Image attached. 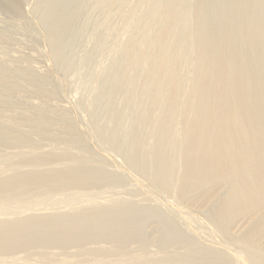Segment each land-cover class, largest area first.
I'll list each match as a JSON object with an SVG mask.
<instances>
[{
	"label": "rangeland",
	"instance_id": "obj_1",
	"mask_svg": "<svg viewBox=\"0 0 264 264\" xmlns=\"http://www.w3.org/2000/svg\"><path fill=\"white\" fill-rule=\"evenodd\" d=\"M164 1L166 0H163L165 4ZM175 1L178 0H172V3L174 2V5L177 3L176 7L182 5L179 8L183 10L177 11L180 15L186 13V17L192 16L190 20L183 17L184 23H178L176 19L180 15H176L175 27L183 28L182 32L178 28L181 35L176 32V28L173 34H179L176 37L181 43L175 45L179 47L175 49L177 54L181 48L186 52V37L191 40L188 41L192 43L190 44L192 47L188 45L191 51L186 52L187 55L183 54L184 52L179 53H182V58L188 56L189 60L187 57L186 59L189 63L185 61L188 63L186 65L185 58L184 60L178 58L177 64L180 69H176L179 74L183 70L181 77L182 81H185L181 83V88L187 87L183 89L184 96L188 94L187 91L193 94V97L191 94L188 95L193 99L191 101L187 96L190 102L179 94L182 98L180 97L181 100L178 98L180 101L176 103L180 104L181 101L182 103L181 107L174 104L179 111L174 113L176 110L174 108L173 113L178 116L175 115L177 117L175 119H172L174 117L171 118L172 113H169L174 106H171L172 108H169L170 105L167 106L170 110L165 108L166 106L162 107L163 110H167L165 114V110L159 111L161 108L159 101L151 105L152 108L158 109L157 111H147L145 93L143 95L139 88L140 92L138 90L132 94L129 92V86L136 78L138 79V73L140 75L142 72L140 66L133 67L134 70L139 67L141 70L137 72L136 77V73L128 75L122 71L125 64L130 62L126 54H123V43L127 41L128 44L130 38L136 36L135 30L131 28L133 33L130 37L131 31L127 27L131 21L127 12H132L133 15V11L124 9L125 11H120L122 14L117 15L122 18L116 19L114 15L116 16L115 13L119 11H115L114 5V8L111 7V10L115 11L114 14L109 10L110 1L106 2V5L102 0H17L22 9L17 6V10L20 9L21 12L19 13L20 10L19 14L13 12L15 15L18 14V17H15L9 12L10 10L12 12V9L8 11L6 8L8 11L6 13L1 11L4 9L1 6L3 8L0 9L1 14L4 12L3 15L10 14L6 15L7 17L13 16L10 17L12 20L3 16L5 20L11 22L3 21L2 17L1 24L9 23L11 24H8L9 27H14L16 24L20 26L25 23V27L28 25L27 28L30 30L22 33L26 29L22 25V28L24 27L22 30H19L21 27L18 29L15 27L17 31H22V34L19 31L14 32L16 29L12 27L11 32V28L4 26L3 29V25L0 24V30L3 32L0 34L7 36L4 38L5 41L6 38L10 39L6 43L3 39L2 46L0 43L2 47L0 50L5 48L2 50L5 52H1L0 56L5 53L13 55L12 57L15 55L18 61L7 54L5 56L8 57V61L3 60L4 56L0 59L8 62L9 67H12L13 61L15 65L19 63L24 65L23 62L27 63L30 60L28 67L33 69L31 72L37 69L39 77L47 80L45 83L47 87L43 85L45 86L43 88L41 84L43 90L41 91L39 86L36 94L29 88L36 96L39 91L43 92L45 89L44 92L48 91L46 95L39 93L36 98L31 92L33 94L31 97V94H27L30 93L28 88H24L26 93L22 94L21 86V88L17 86L16 91L14 88L15 92L11 90L13 92L11 94L13 96L16 94V99L19 97V100L29 95L28 97L32 99H24L23 101H30L24 105L30 106V103L34 105L37 101L39 104L30 107L39 106L40 110L43 107L44 111H47L45 108L50 105L56 106L58 111H61L59 114L64 116L60 118L64 119L59 120L57 117L56 123L61 122L63 125L55 124L56 119L52 121L50 119L58 114L54 112L57 110L52 106H50L52 112L47 113L56 115L47 117L45 116L47 113L42 111V116L39 107L37 109L40 112L31 111L34 108L25 106L26 109L18 100L14 103L12 100L15 96L11 95L13 97L11 99L9 92H4V96L0 88L3 99L10 97L8 99H11L10 103H19L18 105H22L24 109L23 112L22 108L21 111L20 109L15 111L13 106L10 112L14 114H9L10 103L7 100L9 103L7 106L5 99H1L0 96V101L3 100V104H6L2 105L0 102V115L2 112L4 113L2 115H6V112L11 116L15 113L19 114L18 116L23 115L20 117L21 120H18L16 115L15 119L9 117L15 121L17 119L16 123L19 125L21 123L19 121L23 123L26 119L24 111L28 110L27 114L29 111L31 114L33 111L36 113L35 117L30 115L31 121L34 119L33 123L29 122L30 118L24 121L33 127L29 128L30 125H27V128L22 123L20 124L22 127L20 125L18 127L14 123L16 128L18 127L17 131L16 128L10 130L19 133L22 128L23 130L33 128L34 132L33 129L32 132L26 130V133H23V130L20 132V135L23 133L24 141L28 135L29 138L31 136L34 138L31 139L35 141V145L32 141L33 149L30 147L32 142H29L31 141L29 138L27 140L29 144L31 143L30 149L27 148L29 145L27 140L23 146L22 139L18 141L12 136L11 139L8 136L3 138L5 134L0 133V264H264V0H199L201 1L199 8L196 5L199 1L187 0L185 1L187 9L186 5H183L184 0H181V4ZM131 2H138L139 7V1ZM142 2L140 1V4ZM123 3L125 5V2ZM193 5L196 13L192 12ZM104 6L109 7V13L107 14L108 11L105 10L106 13H103L106 16L101 21ZM196 10L200 17L197 16ZM112 14L113 17L109 16ZM125 15L128 19L125 18L124 22ZM105 17L109 20L111 17L115 21V24L112 20L107 22L114 25L115 31L113 27L112 31L109 30L112 24L108 26L103 22ZM186 19L190 21V25H185ZM121 23L127 25L118 30L123 27H120ZM185 26H189L190 31ZM8 29L10 31L7 32ZM186 30L189 32L187 36ZM192 32L194 34L196 32V35ZM8 33L13 34L12 38L7 35ZM173 34L171 38L169 37V43H173L169 45L175 44L172 39L176 37ZM127 35L128 39L125 38ZM118 37L121 40H116ZM7 46L8 50L12 51L7 52ZM194 46L197 52L192 49ZM200 49L201 51H198ZM202 51L209 55L208 58L204 53L207 61L203 59ZM199 52L202 53L198 54ZM21 56L28 60L26 61L24 57L22 60ZM199 58L205 62H199ZM9 59L13 61L10 62ZM196 60L200 68L195 72V67L186 76L187 83L183 77L184 70L185 73L186 68L189 71L190 66L196 64L194 63ZM214 65L215 69L219 67L217 70H221V74L218 72L220 75L213 76L217 84V87L213 84V89L215 87L220 89L215 90L219 97L213 101L209 100L212 95L208 93L210 90L206 91L211 89L213 83L212 81L208 84V81H211L212 77L209 78V75ZM24 69L23 71H27ZM134 70L132 72H135ZM38 75L37 78L40 79ZM140 76L139 82L142 79V75ZM203 79H206L210 87ZM40 80L39 83L44 81ZM190 80L193 86H190ZM197 82H203L204 85ZM188 87H194L193 90L196 88L194 90L196 92L190 91L191 88L188 90ZM221 90L222 93H218ZM140 95L145 96L144 101ZM39 96L41 98H38ZM135 96H140L141 100H138L137 108H140V103L144 104L146 101L145 106L142 104L141 106L146 112L150 111L149 113L141 114L142 107L139 109L140 112L135 108L137 104ZM217 99L225 102L223 103L225 106L221 105L223 108L220 106L222 102ZM196 102L197 106L194 105ZM41 103H48V106H41ZM188 103L191 107L183 106L186 104L188 106ZM226 104L230 106L229 110H224ZM1 106H5L2 107V112ZM10 106L12 108V104ZM200 106L204 109V114L200 113L199 109L203 110L202 108L198 109L200 112L196 111ZM216 108H222L225 113L226 110L231 112L232 108L233 112L228 113L231 114L230 118L234 119V123L231 121L232 127L227 125L226 119H230L227 113L221 116L224 120L221 117L217 120L222 123L217 124L219 126L217 129L226 131L225 127L227 129L229 126L227 130L231 136L227 131L225 134L231 140L229 139L230 144L228 140L227 148L224 145L226 149L225 156L222 155L223 159L222 156L220 160L214 158L215 161L212 163L209 162L208 156L214 153L213 148L217 149L219 143L214 146L216 142L211 134L215 133L216 123L209 115L216 112L218 110ZM195 111L200 113L198 119H195L198 115H194ZM138 112L144 115L140 117ZM157 112L161 114L156 115ZM40 114L43 122L39 119ZM45 117L54 124L46 122ZM154 118L160 122L157 121L155 124ZM6 120L5 125H2L3 119L0 126H7ZM41 123L46 125L45 127L54 125L53 131L51 132L49 127L48 129L42 127ZM35 125L38 127L34 128ZM193 125L198 127L199 132L192 129ZM4 128L6 129L3 127V130ZM44 131L51 134L47 136ZM194 131L197 135L200 134L197 136L200 143L198 142L196 146H192L198 141L193 138L196 137ZM11 132L7 135H12ZM164 132H169L167 138ZM17 135L14 138L19 136ZM159 135L160 137H157ZM12 139L17 142H13ZM164 139L167 143L171 140V144H168L170 147L164 146L168 148L167 150L164 147L165 150H162L166 143L163 142ZM205 142L206 145L215 144L212 148H210L212 145L208 144L207 148ZM224 159H229L233 165L221 168L219 162ZM26 206H30V209L26 210L28 208Z\"/></svg>",
	"mask_w": 264,
	"mask_h": 264
},
{
	"label": "bare ground",
	"instance_id": "obj_2",
	"mask_svg": "<svg viewBox=\"0 0 264 264\" xmlns=\"http://www.w3.org/2000/svg\"><path fill=\"white\" fill-rule=\"evenodd\" d=\"M100 1H101V0H100ZM102 1H105L104 3H106V2L108 3V2L110 1L111 5H109L110 3L108 4V6H110V9H109V10H111V7L114 5L115 8H116L115 11H117V10L119 11V12H116V13H115V14H116V16L114 15L115 18L117 17V18L121 19L122 17L120 18V16H117V15H119V13L122 14V12H120V11H123L124 9H125V10L128 9V10H130V11H133V15H132V12H127V13H128L127 16L129 17V19L131 18V19H130L131 21L128 23V25H127V24H122V23L125 22L126 19H128V17L125 15L126 17H123V18H124V19H123L124 22H123V20H122V23H121V25H120V27H121V26H123V27H121V29H118V28H117L118 30H122V28H124V25H127V27L130 29L129 31H131V32H129L131 35H129L128 32H127V34H128L130 37L132 36L133 30H135L134 32H136V36L133 35V36H135V37L130 38L128 44H126V42H127L126 40H125L126 42L123 43V46H122V47H123V50H124V51L122 50V51L124 52L123 54H126V56L129 58V61H130V62H128L129 64H127V65L125 64V66L123 67L122 71H123L124 73L128 74V75H131V73H133V74L136 73V74H135V77H136L137 72H141L140 67L142 68V72L140 73V75H142V79H141L140 82H139L138 79H140L141 76H140L139 73H138V75H137L138 79L136 78V80H135V81L138 80L137 82H138L139 84L136 82V83H137V85H136V84H135V81H134L133 84L130 85L131 87L129 86L130 90L128 89V87H127V89L129 90V92L131 91V92H130L131 94H132V92H135V91H137V90H138L139 92H140V90H141V92H143V93H142L143 95H144V93H145V95H146V98H145V99H146V101H147V102L145 101V102H146V106L148 105V106H150V108H151V109H150V108L147 106V108H145V109H147V111H148V110H151V111L156 110V109L152 108L151 105H153L154 102H159V101H161V104H160V105H161V108L164 107V106H166L165 108H168L167 106H169V105H170L169 108H172L171 106H174V104H175V105L177 104L176 101H180V100H181L182 97L180 96V97H181V98H180V97H179V94H182V95L184 96V92H185V91H184L183 89H184V88H185V89L187 88V87H184L183 89L181 88V86H182L181 83L184 82L185 80L182 81L183 78L181 77V75H182V73H183L182 67H181L182 73L179 74V71H178V70L180 69V68L178 69L179 66H178V64H177V63L179 62L178 58H181V59L185 58V60L183 59L184 62H185V61L188 62L189 59H188V56H185V55H187V54H185V53L188 52V51H191V48H189V46H190V44L192 45V43H188L189 40H188L187 37H186V36L189 34L188 31H190V30H189L190 28H188L189 26H185L186 28H188V31L186 30L188 33L186 32L187 34H185L186 36H184V37H186V40H187V41H185V44H187V46H188V45H189V46H188V47L185 46V47H186V52H185V50H184V51L181 50V49H182L181 46H180L181 49L179 50V53H180V52H184L183 54H185V55H184L185 57L182 58V56H181L182 53H181V54H179V53L177 54V52H176V50H175V49H178V48H179L178 46H175V45H177V44H178V45L181 44V43L178 42V39H177L176 35H179V34L181 35V33H180L179 31L181 30V32H182V28H183V27L181 28L179 25H178V26H179L178 28H179L180 30H179L178 28H176V27H175V26H177V25H176V24H177L176 22H177V21H178V23H179V22H183V20H184L183 17H186V13H184L185 11H183V13H184L185 15H184V14H181L182 16L180 15V12H177V11L180 9L179 6L182 7V5H177V7H178V8H177V7H176V4H177V3L174 5V4H173L174 2L172 3V0H169V2L171 1V3L167 2V0H166L167 3L164 1L165 4L163 3V0H143V2H142V0H137V1H139V7H138V4H137L138 2H136V3H132V2H131L132 0H107V1H106V0H102ZM122 1L125 2V5H123L124 3H123ZM140 1L142 2V4H140ZM178 1H179V2H178ZM178 1H175V2H178V4H181L180 2H182V1H181V0H178ZM185 1H187V0H184V1H183V2H184L183 5L186 3ZM198 1H199V0H197V2H198ZM121 2H122V6H124V8L121 6ZM193 2H195V1L193 0ZM200 2H201V1H199V3H196V5H198V6H197L198 8H199V5H200ZM107 3H106V5H107ZM134 4H137V5H134ZM192 4H195V3H192ZM19 5H20V6H19ZM104 5H105V4H104ZM116 5H118V7H117ZM185 5H186V4H185ZM185 5H184V6H185ZM196 5H195V6H196ZM1 6H2L4 9L1 8ZM17 6H18V8L21 7V4H19V2H17V0H0V9H3V10H1V11L6 12L7 9H8V11H9L10 9H12V12H11V10L9 11L10 13H13V12H14V13H15V12L18 13V11H19L20 9L17 10ZM114 6H113L112 8H114ZM120 6H121V7H120ZM190 6H191V5H190ZM186 7H188V6L186 5L185 8H186ZM197 7H195V8H197ZM6 8H7V9H6ZM104 8H105V6H104ZM104 8H103V9H104ZM106 8H107V6H106ZM106 8L104 9V11L102 10L101 12L103 13V12H105V10H106V12L108 11V12H107V14H108V13H109V10H108L109 7H108L107 9H106ZM122 8H123V9H122ZM176 8H177V10H176ZM201 8H202V6H201ZM21 9H22V7H21ZM119 9H120V10H119ZM121 9H122V10H121ZM186 9H187V8H186ZM191 9H192V8H191ZM14 10H15V11H14ZM16 10H17V11H16ZM125 10H124V11H125ZM181 10H183V8H181L180 11H181ZM184 10H185V9H184ZM189 10H190V9H189ZM197 10H202V9H197ZM197 10H196V11H197ZM8 11H7V12H8ZM111 11H112V10H111ZM115 11H112V13L115 12ZM186 11H187V10H186ZM4 12H3L2 14L0 13V15H1L0 18H2L3 16L7 17L6 15H10V14L3 15ZM7 12H6V13H7ZM20 12H21V10L19 11V13H20ZM106 12H105V13H106ZM176 12H177V13H176ZM192 12L196 13L195 10H194V5H193V11H192ZM192 12H191V14H192ZM14 13H13L12 15H14L15 17H16V16L18 17V14H19V13H18L17 15H15ZM102 13H101V19H100L101 21H102V19H104V16H106L105 13H103V14H102ZM117 13H118V14H117ZM129 13H130L133 17H131V15H130ZM197 13H198V11H197ZM113 14H114V13H113ZM113 14H112V15H109V16H112V17H113ZM125 14H126V13H125ZM178 14H179L181 17L179 16V18L176 19V18H177L176 15L178 16ZM199 14H200V13H198L197 16H199ZM102 15H103V16H102ZM192 15H193V14H192ZM195 15H196V14H195ZM195 15H194V16H195ZM107 16H108V15H107ZM187 16H188V15H187ZM8 17H9V16H8ZM8 17H7V19H8ZM10 17H11V16H10ZM10 17H9V19H10ZM12 17H13V16H12ZM12 17H11V18H12ZM191 17H192V16H191ZM191 17H190V18H191ZM195 17H196V16H195ZM199 17H200V16H199ZM109 18L112 20L111 17H109ZM115 18H114V19H115ZM117 18H116V19H117ZM125 18H126V19H125ZM186 18L188 19L189 17H186ZM190 18H189V20H190ZM193 18H194V17H193ZM196 18H198V17H196ZM2 19H4V17H3ZM7 19H6V20H7ZM106 19H107V18L105 17V20L103 21V22H105L106 24H107L108 21H111V20H109V19H107V20H106ZM116 19H115V20H116ZM175 19H176V22H175ZM179 19H181L182 21H180ZM187 19H186V24H185V25H190V21L187 20ZM194 19H195V18H194ZM199 19H200V18H199ZM6 20L4 19L3 21H6ZM10 20H12V19H10ZM1 21H2V20H1ZM3 21H2V22H3ZM101 21H99V22L101 23ZM112 21H113V20H112ZM118 21L120 22L121 20H118ZM187 21H188L189 23H188ZM7 22L10 23L11 21L7 20ZM23 22H24V21H23ZM103 22H102L101 24H104ZM127 22H128V21H126V23H127ZM196 22H197V20H196ZM196 22H195V23H196ZM5 23H6V22H5ZM9 23H8V24H9ZM21 23H22V22H21ZM112 23L115 24V21H113ZM112 23H108L107 25H108V26H111ZM183 23H184V22H183ZM183 23H181V24L183 25ZM0 24H1V22H0ZM8 24H7V25H4V24L2 23L1 25H3L2 27H3V29H5V28H7V26L9 27V25H11V24H9V25H8ZM26 24H27V23H26ZM109 24H110V25H109ZM116 24H118L117 21H116ZM198 24H199V23H198ZM22 25H23V23H22ZM22 25L19 26L18 24H16L17 27H16V26H14V27L11 26V27H12L13 29H14L15 27H16L17 29H18L19 27H21V29H19V30H22V29H24V27H25V23H24V25H23V26H24L23 28H22ZM107 25H105V26H107ZM196 25H197V23H196ZM4 26H5V28H4ZM108 26H107V27H108ZM113 26H114V25L112 24V26L110 27L109 30L112 31L111 28H112ZM116 26H117V25H116ZM116 26H115V27H116ZM11 27H9V28H11ZM27 27H28V25L25 27V28L28 29V30L25 29V31L23 30V32H22V31H21V32H22V33H24V32H25V33L29 32L30 28H27ZM29 27H30V26H29ZM12 28L10 29V30H12L11 32H13V29H12ZM16 28H15V29H16ZM131 28H132L133 30H131ZM175 28L177 29L176 32H178L179 34H177V33L173 34V32H175V31H174ZM15 29H14V30H15ZM17 29H16L14 32H16ZM10 30L8 29L7 32L10 31ZM19 30H18V31H19ZM113 30L115 31L116 29H114V27H113ZM2 31H3V30H2ZM18 31H17V32H18ZM26 31H27V32H26ZM126 31H128V30H126ZM193 31H194V30H193ZM19 32H20V31H19ZM21 32H20V33H21ZM119 32H120V31H119ZM121 32H122V31H121ZM0 33H3V32H1V30H0ZM22 33H21V34H22ZM123 33H125V32H123ZM123 33H121V35H122ZM192 33L194 34V32H192ZM114 34H115V33H114ZM118 34H119V33L117 32V35H118ZM171 34H173V35L176 37V38L174 37L175 39H172V40L174 41V43H175L174 45H173V44H172V45H169V44L173 43V42H170V43H169V40H170V38H171V37H170ZM0 35H1V34H0ZM4 35H5V34H3V36H4ZM7 35L10 37V36L13 35V34L10 35V34L8 33ZM111 35H113V32L111 33ZM117 35H115V36H117ZM121 35H120V36H121ZM128 35H127V36H128ZM182 35H183V34H182ZM194 35H196V32H195ZM194 35H193V36H194ZM1 36H2V35H1ZM3 36H2V40L0 39V41H1V42H0V43H1V46H2L3 39H4L5 37H7V36H4V37H3ZM127 36H126L125 38L128 39L129 36H128V37H127ZM169 37H170V38H169ZM172 37H173V36H172ZM178 37H180V36H178ZM181 37L183 38V36H181ZM188 37H189V36H188ZM0 38H1V37H0ZM11 38H12V36H11ZM112 38H113V37H112ZM119 38H120V37H118L116 40H121V39H119ZM123 38H124V37H123ZM182 38H181V39H182ZM194 38H195V37H194ZM194 38H192V39H194ZM8 39H9V38H6V41H5V39H4L5 43L8 41ZM189 39H190V38H189ZM9 40H10V39H9ZM11 40H12V39H11ZM123 40H124V39H123ZM172 40H171V41H172ZM184 40H185V38H184ZM195 40H196V39H195ZM195 40H194V41H195ZM113 41H114V40H113ZM179 41L182 42L183 40H180V39H179ZM11 42H12V41H10V43H11ZM186 42H187V43H186ZM189 42H191V40H190ZM195 42H196V41H195ZM3 43H4V42H3ZM8 43H9V42H8ZM176 43H177V44H176ZM183 43H184V42H183ZM183 43H182V45L184 46ZM193 43H194V42H193ZM125 44H126V46H125ZM195 44H196V43H194V45H195ZM4 45H5V44H3V46H4ZM196 45H197V44H196ZM1 46H0V47H1ZM124 46H125V47H124ZM5 47H6V46H5ZM108 47H109V46H108ZM176 47H178V48H176ZM190 47H192V46H190ZM1 48H2V47H1ZM8 49H9V47L7 46L6 51H7ZM121 49H122V48H121ZM183 49H185V48H183ZM187 49H188V50H187ZM189 49H190V50H189ZM192 49H195V46H194V48H192ZM2 50H5V48L1 49V50H0V53L2 52ZM10 50H11V49H10ZM10 50H8V51H10ZM196 50H197V49H195V51H196ZM8 51H7V52H8ZM11 51H12V50H11ZM193 51H194V50H193ZM193 51H192V52H193ZM198 51H201V49L198 50ZM4 52H5V51H4ZM4 52H2V53H4ZM13 52H14V51H13ZM15 52H16V51H15ZM38 52H39V51H38ZM196 52H197V51H196ZM202 52H203V51H202ZM202 52H199L198 54H201ZM2 53H1V54H2ZM40 53H41V52H40ZM40 53H39V54H40ZM188 53H189V52H188ZM190 53H191V52H190ZM204 53H205V51L203 52V59H205L207 56H208V58H209V55H208L207 53H205V54H207V56L205 57V56H204V55H205ZM6 54H7V53H5V54H3V55L0 56L1 59L3 58V56H4V58H5V57L7 58V59H4V58H3L4 61H8V57L5 56ZM16 54H17V53H16ZM7 55H8V56L10 55V56H9L10 58L13 56V55H11V54H7ZM178 55H180V57H178ZM188 55H189V54H188ZM196 55H197V53H196ZM25 56H26V55H25ZM25 56H23V57H24V59H26V61H27L28 59H27ZM27 56H28V55H27ZM29 56H30V55H29ZM42 56H43V55H42ZM190 56H191V55H189V57H190ZM197 56H198V55H197ZM14 57H15V58H14ZM14 57H12V58L15 60V59H16V56L14 55ZM23 57L21 56V59H22ZM186 57H187L188 60L186 59ZM194 57H195V54H194ZM201 57H202V56H201ZM28 58H29V57H28ZM30 58H31V57H30ZM208 58H207V59H208ZM1 59H0V88L3 90V94H4V92H9V93H10V97H12L13 95L11 94V92L13 91L14 88H15V91H16V90H17V89H16L17 86H19V88L23 87V88H21L23 91H21V90L19 89V90L21 91V93H22V92H23V93H24V92L26 93V89H24V88H28V89H29V88H32V89L35 91V94H36V92L38 91V89L41 87V84H42V87H43V85H46V87H47V84H45V83H47V82H46L47 80L45 81L46 78L43 77V78H42V79H44V81H43V80L39 77L40 75H38V74H39L38 71L36 72L37 69H36V70L34 69L36 75L33 74L34 71L31 72V69H32L31 67H32V66L30 67L31 69H29L28 65H30V63H28V62H29L30 60L27 61V63L21 61V62L25 63L24 65H23V64L21 65V64L19 63V64L22 66V69H21V67L19 66V64H17V65L14 64L15 61H13V59H11V61H13L12 64H11L12 67H9V65H8L9 63H8V62L5 63V62H4L3 60H1ZM19 59H20V58H19ZM181 59H180V60H181ZM199 59H200V58H199ZM203 59L201 58V59L199 60V62H200V61L205 62L206 59H205V60H203ZM22 60H23V59H22ZM34 60H35V58H34ZM183 60H181V61H183ZM197 60H198V59H197ZM197 60L194 61V63H196ZM9 61H10V59H9ZM11 61H10V62H11ZM16 61H18V60L16 59ZM24 61H25V60H24ZM206 61H207V60H206ZM19 62H20V61H19ZM184 62H183V63H184ZM187 62H185V64H186ZM7 63H8V64H7ZM183 63H181L180 66H182ZM188 63H189V62H188ZM188 63H187V64H188ZM192 63H193V62H192ZM218 63H219L218 65L221 66V65H220V62H218ZM13 64H14L15 66H13ZM26 64H27V66H26ZM176 64H177V67H176ZM187 64H186V65H187ZM198 64H199V63H196V64H195L196 66H195L194 64H192L191 66L188 65V67L190 66L189 71H188L187 68H186V71L188 72V74H186L187 72L185 73V70H184V75H185V76H183V77L186 78V82H187V83H188V81H187V80H188V79H187L188 77H186V76H188V75L194 70L195 67H196V69H195L194 71H195V72H196V71L198 72V68H200V66L198 67ZM203 64H204V63H203ZM11 65H10V66H11ZM199 65H200V64H199ZM201 65H202V63H201ZM218 65H217V66H218ZM23 66H25V67H23ZM135 66H136V68H138V66H140V67H139V69H136V68H135V70H134L133 67H135ZM202 66H203V65H202ZM215 66H216V65H214V67H213V68H214V71H213V68H212V72H211L210 75H209V78L212 77L213 79L210 78L211 81L208 79V80L210 81V82L208 81V84H209V83L211 84V82L213 81V83L211 84V89L209 88L207 91L205 90L206 92H208V91L210 90L208 93H212V95L210 94V95H211V96H210L211 98L209 97V94H207V96L210 98L209 100H213V101H214V99H216L217 97H219L217 94H215V92H216L215 90H220L219 88H216V87H217V84H215V82H214V77H213V76H215V75L217 76V74H219V73L221 74V70L218 71V70H219V69H218L219 67H217V68L215 69ZM26 67H28V68H26ZM184 67H185V66H184ZM184 67H183V68H184ZM23 68H25L24 70L27 69V71H23ZM176 68H177L178 70H177ZM28 69H29L30 71H29ZM217 69H218V70H217ZM220 69H222V67H221ZM32 70H33V69H32ZM133 70H134L135 72H132ZM137 70H138V71H137ZM139 70H140V71H139ZM210 70H211V69H210ZM209 72H210V71H209ZM216 72H217V73H216ZM218 72H219V73H218ZM37 73H38V74H37ZM215 73H216V74H215ZM222 73H223V71H222ZM211 74H212V76H211ZM213 74H214V75H213ZM220 74H219V75H220ZM37 75H38V77H39L42 81H41L40 79L37 78ZM43 75H44V74H43ZM191 76H192V75H191ZM41 77H42V75H41ZM205 78H206V77H205ZM207 78H208V76H207ZM207 78H206V79H207ZM206 79H205V80L203 79V81L206 82ZM39 80H40L42 83H39ZM190 81H191V80H190ZM201 81H202V80H201ZM43 82H44V84H43ZM191 83H192V81L190 82V86H193V85H191ZM195 83H196V82H195ZM197 83H199V84L202 83L201 85H204L203 82H201V83H200V82H197ZM134 84H135V86H134ZM183 84H186V83H183ZM205 84L208 85L207 82H206ZM213 84H214V86L216 85L215 89H213V87H214ZM187 85H188V84H187ZM196 85H197V88H198V87H199L198 84H196ZM20 86H21V87H20ZM39 86H40V87H39ZM132 86H134V87H132ZM184 86H185V85H184ZM208 86H209V85H208ZM42 87H41V89H40L41 91L43 90V88H44L45 86H44L43 88H42ZM194 87H195V84H194ZM194 87H193V88H194ZM209 87H210V86H209ZM17 88H18V87H17ZM135 88H136V89H135ZM138 88H139L140 90H139ZM190 88H191V87H190ZM190 88L188 87V90H189ZM193 88H191L190 91L193 90ZM1 89H0V90H1ZM28 89H27V92L30 91V93H27V94H31L32 96H31V95H30V96L33 97V94H34L33 91H32L31 89H29V91H28ZM46 89H47V88H46ZM181 89H182L183 91H182ZM205 89H207V88H205ZM212 89H213V90H212ZM11 90H12V91H11ZM36 90H37V91H36ZM194 90H196V88H195ZM194 90H193V92H196V91H194ZM15 91H13V92H15ZM41 91H39V93H45V95L48 94V93H46V92H48L47 90H46V92H44L45 89H44L43 92H41ZM181 91H182L183 93H182ZM13 92H12V93H13ZM18 92H19V91H18ZM18 92H17V93H18ZM31 92H32L33 94H32ZM217 92H218V91H217ZM220 92L222 93V90L219 91L218 93H220ZM0 93H1V92H0ZM23 93H22V94H23ZM39 93L37 94V96L39 95ZM135 93H136V92H135ZM186 93H188V94H186V95L184 96L185 99L188 100L189 96H191V95H192V97H193V94L189 93L188 91H187ZM14 94H15V93H14ZM35 94H34V96L37 98V96H36ZM189 94H191V95H189ZM196 94H197V95H196ZM196 94H195V96L197 97V96H198V93H196ZM224 94H225V92H224ZM11 95H12V96H11ZM15 95H16V94H15ZM15 95H14V96H15ZM41 95H42V94H41ZM41 95H40V96H41ZM128 95H130V94L128 93ZM143 95H140V96L143 97V98L141 97L142 100H143L144 97H145V96H143ZM188 95H189V96H188ZM0 96H1V95H0ZM4 96H5V94H4ZM6 96H7V94H6ZM8 96H9V95H8ZM14 96H13V97H14ZM23 96H24V95H23ZM28 96H29V95H28ZM28 96H27V97H24L23 99H22V97H21L20 100H19V97H18V99H16L17 96H15L14 100H12V101H14V103H15V100H18L20 104L24 105V103L30 102V101H23L24 99H25V100H28V98H30V97H28ZM40 96H39L38 98H41V97H42V96H41V97H40ZM140 96H139V97H140ZM187 96H188V98H187ZM1 97H2V96H1ZM1 97H0V98H1ZM10 97H9V98H10ZM13 97H12L11 99H13ZM35 97H34V98H35ZM135 97H136V98H135V99H136L135 102L137 101V104H136V103H134V104H136V105H135V108L138 109L137 106H138V103H139V102H138L139 97H138V96H135ZM137 97H138V98H137ZM184 97H183V98H184ZM222 97H223V96H222ZM6 98H7V97H6ZM6 98H4V99H5V100H4L3 97H2L1 99H3L4 102H5V101L7 102V100H8L9 98H8V99H6ZM178 98H179L180 100H178ZM212 98H213V99H212ZM11 99H10V100H11ZM21 99H22V100H21ZM30 99H32V98H30ZM185 99H184V101H185ZM189 99H190V101L193 100L192 98H189ZM197 99H198V98H197ZM197 99H196V100H197ZM207 99H208V98H207ZM219 99H220V98H219ZM222 99H223V98H221V100H222ZM3 100H2V102H1V101H0V102L2 103V105H6L5 103L3 104ZM10 100H8V102H9ZM36 100H37V99H36ZM156 100H158V101H156ZM182 100H183V99H182ZM209 100H207V102H208ZM217 100H218V99H217ZM223 100H224V99H223ZM12 101H11V102H12ZM18 101H17L16 103H18ZM20 101H22V102H20ZM31 101H32V100H31ZM34 101H35V100H34ZM139 101H141V100H139ZM143 101H144V100H143ZM190 101L188 100V102H190ZM218 101H219V100H218ZM218 101H217V102H218ZM8 102H7V106H8V104L10 103V102H9V103H8ZM145 102H144V104H145ZM215 102H216V100H215ZM219 102H222V101H219ZM14 103L12 102V103L9 104V107H10V108H8L9 110L7 109V110L9 111V114H10V113H13L12 111L10 112V109L13 110V106H14V110H15V111H17V109H18V110L20 109V111H21V108H22V107L26 108V107H30V106L32 105V103H30V106H28V105H27V106H26V105L22 106V105H21V106H22V107H21V106H19V105H20L19 103H18L19 105H18V104H14ZM36 103L39 104L37 101H36ZM36 103H34V105H37ZM147 103H148V104H147ZM178 103H180V102H178ZM181 103H182V101H181ZM181 103H180V104H177V105L180 106ZM185 103H186V101H185ZM185 103H183V104H185ZM197 103H198V102H196L194 105H196ZM208 103H211V101H209ZM223 103H225V102L223 101L222 103H220V106H221ZM11 104H12V108H11V106H10ZM27 104H28V103H27ZM41 104H42L41 106H44V105H47L48 103H47V104H45V103H44V104L41 103ZM141 104H142L143 107L145 106V105L143 104V102H142V103H140V108L142 107ZM0 105H1V104H0ZM15 105H16V106L18 105L19 108H18V107L16 108ZM34 105H32V106H34ZM158 105H159V103H158ZM158 105H157V107H158ZM177 105H176V106H177ZM186 105H187V104H186ZM186 105H183V106H184V107H189V106H190V103H188V106H186ZM226 105H227V104H226ZM25 106H26V107H25ZM47 106H48V105H47ZM47 106H44V107H47ZM50 106H52V105H50ZM50 106L47 107V108H45V109H47V111H46V110L44 111V108H43V107H42L43 110H42V108H41V110H40V107H39V106H36L35 108H34V107H30V109H31V108H34V109H31V111H32V110H38V109H39L41 112H40L39 110H38V111H39V112L42 114V116H43V113H45V112H46V113H47V112H52L51 109H52V107H53V109L57 110V111H54V112H55V113L57 112L58 116L55 117V116H54L55 113H50V114L47 113L48 115H51V116H48L47 114H46V115L44 114V115L47 116V117H52V116H54V117H52V118L50 119L51 121H52V119H56L57 117H59V118H57V119L61 120L62 118H60V117L63 116V115L59 114V112L61 113V111H60V110L58 111V107L56 108V106H55V107H54V106L50 107ZM179 106H177V107H179ZM183 106H182V108H183ZM196 106H197V105H196ZM198 106H199V105H198ZM222 106H225V104H223ZM222 106H221V107H222ZM227 106H228V105H227ZM227 106H226V108H224V110H225V109H228V110H229V107H230V106H228V107H227ZM2 107H5V106H1V112L3 111ZM38 107H39V108H38ZM61 107H62V106H61ZM138 107H139V106H138ZM143 107H142L141 109L139 108V109L141 110V112H140V110L138 109L139 112H140L141 114H142V113H149V112H150V111H149V112H146L145 109H143ZM155 107H156V105H155ZM157 107H156V108H157ZM177 107H176V108H177ZM180 107H181V106H180ZM190 107H191V106H190ZM216 107H218V106H216ZM233 107H234V106H232V108H233ZM6 108H7V107H6ZM37 108H38V109H37ZM161 108L159 109V111L162 110V111H160V112H164L165 109L163 110V108H162V109H161ZM169 108H168V110H170ZM174 108H175V106L172 108V109H173V110H171L172 112L169 111L170 114L172 113V114H171V118L174 117V118H172V119L177 118L178 116L175 114V115L177 116V117H175L174 113H175V112H176V113L179 112L176 108H175L176 110L174 111ZM199 108H202V107H201V106H200V107H197V108H196V109H197L196 111H199V110H200L201 112H200V111H199V112H200L201 114H204V113H203V112H204V109L202 108L203 110H201V109H199ZM222 108H223V107H222ZM222 108H219V109L216 108V109H218V110H217L216 112H214V113L212 112V113L210 114L211 116L209 115V118H210L211 120H213V121L215 120L214 122H215L216 124H215L214 126H216V127H214V126H213V127L216 128V129H215V131H214V129H210V130H213V131L215 132V133L212 132L213 134H211L209 131H207V132H209V133L211 134V136H212V135L214 136V140H215V142H216V144L213 143V145L215 144L214 146H216L217 143H219V144L217 145V146H219V147H218V148L216 147L217 149L213 148V149H214V151H213L214 153H213L212 155L210 154V155H209L210 157L208 156L209 162H212V161L214 160V158H216V159L218 160V159L220 158V156H222V155L225 153L224 149L227 148L226 144L228 143V140H229V139L231 140V138L228 137V136L225 134V132L227 131V133L229 134V136H231L230 131L228 132V130H227L228 127H229V126H227V125H228V124L230 125L232 122L234 123V121H233L234 119L232 120V118H230L231 114H229V113H232V112H233V111H232V108H231V112L228 111V110H226V113L229 115V118L231 119V120L228 119V118H227L228 120L226 119V122H227V125H226V126H227V129H226V127H225V130H226V131H223L222 129H220V130L223 131V132H222V131H220L219 129H217V128L219 127L217 124H219V125L222 124L221 122H218L217 120H219V118H220L222 115L226 114ZM234 108H235V107H234ZM26 109H27V108H26ZM26 109H25V110H26ZM28 109H29V108H28ZM30 109H29V110H30ZM142 109H143V111H145V112H143ZM152 109H153V110H152ZM198 109H199V110H198ZM4 110H5V109H4ZM7 110H5V111H7ZM23 110H24V109L22 108V111H21V112H23ZM48 110H49V111H48ZM50 110H51V111H50ZM62 110H63V109H62ZM157 110H158V109H157ZM157 110H156V111H157ZM194 110H195V109H194ZM20 111H18V112L21 114ZM38 111H36V112L38 113ZM42 111H43V113H42ZM156 111H155V112H156ZM159 111H158V112H159ZM165 111H166V112H165V114H166V113H167V110H165ZM173 111H174V113H173ZM196 111H195V114H194V115H197V114L199 113V112L197 113ZM26 112H28V110H27ZM26 112L24 111V114H26V116H24V117H26V119H27V118L29 119V118H30V115H32V116L35 117V115H34L35 112H34V111H33L32 114L30 113V111H29L30 114H29V113L27 114ZM139 112H138V115L140 114ZM158 112L155 113V114H156V115L161 114V113H158ZM228 112H229V113H228ZM2 113H3V112H2ZM2 113H1V115H2ZM200 113H199V114H200ZM3 114H4V113H3ZM5 114H6V115H2V118L4 119V123H2L3 119L0 117V118L2 119V120L0 119V122L2 123V125H5V120L7 119V120H6V124H7L8 127H7V126H0V129H2V130H0V133H1L2 135H3V134L6 135V136L3 135V138H4V137L7 138V136H8L10 139L13 137V139H15V140H18V139L21 140L22 137H23V136H22L23 133H26V131H27V132H28V131L32 132L31 130H32L33 128H32L31 130H30V129L27 130L26 128L23 130V128H22V129H21V131L23 130V131H22V132H23L22 135H20V132H21L20 130H19V131H20L19 133L16 132L17 129H18V127H19V125L22 123V121H19V122H21V123L18 125V124L16 123V122H17V119H16V121H15L14 119H15L16 117H18V120H21L22 118H20V117H21V116L23 117V115L18 116L19 114L17 113L18 115H16V113H15L16 117H14L15 115H14V116H13V115L11 116V115L8 114V112H6ZM7 114L9 115L8 117H6ZM13 114H14V113H13ZM22 114H23V113H22ZM35 114H36V113H35ZM41 114H40V116H39V117H40L39 119L42 120V122H43L44 120L41 119V117H42ZM62 114H63V113H62ZM141 114L139 115L140 117L144 115V114H143V115H141ZM170 114H167V116L170 115ZM199 114H198L197 116H195V119H196L197 117H199ZM227 114H226V115H227ZM1 115H0V116H1ZM27 115H29V116H27ZM38 115H39V114H38ZM38 115H36V117H37ZM55 115H56V114H55ZM172 115H173V116H172ZM4 116H5L6 118H4ZM224 116H225V115H224ZM9 117H14V119L9 118ZM63 117H64V116H63ZM157 118H159V117L157 116ZM157 118H154V120H156V121H155V124L158 123L157 121L160 122V120H158ZM165 118H167V117H165ZM206 118L209 119L208 117H206ZM221 118H222V120H224V117H221ZM26 119H25V120H26ZM28 119H27V121H28ZM32 119H33V118H32ZM45 119H46V117H45ZM48 119H49V118H48ZM48 119H46V122H47V121L49 122ZM57 119L55 120L54 123H55V124H59V123H61V122L56 123ZM63 119H64V118H63ZM63 119H62V120H63ZM160 119H161V118H160ZM197 119H198V118H197ZM23 120H24V118H23ZM25 120H24V121H25ZM33 120H34V119H33ZM33 120L31 121V118H30L29 122L31 121V122L33 123ZM66 120H67V119H66ZM162 120H163V118H162ZM24 121H23L22 124H23V125H26L25 127H27V125H28V126L30 125L29 128L33 127V126H31V124H27V123H29V122H27V123L25 124ZM51 121L49 122V124H50V123L54 124V123L51 122ZM53 121H54V120H53ZM231 121H232V122H231ZM31 122H30V123H31ZM206 122H207V121H205V124H206ZM222 122H223V121H222ZM14 123H16V125H18L17 128H16V125H14ZM34 123H38V121H37V122L34 121ZM65 123H66V121H65ZM211 123H213V122H211ZM211 123H209V124H211ZM233 123H232V125H233ZM39 124H40V122H39ZM39 124H38V126H40ZM49 124H48V125H49ZM155 124H154V122H153V125H155ZM198 124H199V123H198ZM198 124H197V125H198ZM205 124H204V125H205ZM33 125H34V124H33ZM48 125H47V126H48ZM61 125H63V123H61ZM64 125H65V124H64ZM211 125H212V124H211ZM232 125H230V127H232ZM13 126H15V127H13ZM20 126H21V125H20ZM35 126H36V127H34V128H37V127H38L37 125H35ZM41 126H42V127H45L46 125L44 126V124L41 123ZM41 126H40V127H41ZM49 126H51V125H49ZM49 126H48V127H49ZM53 126H54V125H52V127H53ZM55 126H56V125H55ZM193 126H194V125H193ZM195 126H196V125H195ZM195 126H194V128H192V129H195L196 132H197L199 129L197 130L198 127H197V126L195 127ZM3 127H6L7 130H6L5 128H4V130H3ZM10 127H11V128H10ZM12 127H13V129H12ZM21 127H22V126H21ZM21 127H20V128H21ZM23 127H24V126H23ZM42 127H41V129H42ZM48 127H45V128L48 129ZM52 127H49V130H51V132L53 131V130H52V129H53ZM221 127H223V126H221ZM221 127H220V128H221ZM15 128H16V129H15ZM20 128H19V129H20ZM27 128H28V127H27ZM45 128H44V129H45ZM55 128H56V127H54V129H55ZM57 128H58V127H57ZM57 128H56V129H57ZM204 128H205V127H204ZM14 129H15L16 131H15V132H11V131L14 130ZM39 129H40V128H39ZM46 129H45V131H47ZM223 129H224V128H223ZM10 130H11V131H10ZM25 130H26V131H25ZM49 130H48V131H49ZM163 130H164V129H163ZM229 130H230V129H229ZM1 131H2L3 133H2ZM34 131H35V130L33 129V132H34ZM38 131H40V130H38ZM38 131H37V132H38ZM42 131H43V129H42ZM45 131H44L45 135L48 136V134H51V133H48V134H47ZM219 131H220V132H219ZM9 132H11V134H12V133H13V134H12V135H7ZM30 132H29V134H30ZM162 132H163V131H162ZM194 132H195V131H194ZM196 132L194 133V135H196V137H197L198 135L200 136V134L198 133V135H197ZM198 132H199V131H198ZM14 133H15V134L17 133L19 136H18L17 134H16V135H17L18 137H21V138H18V137H15V138H14V136H16ZM35 133H36V132H35ZM39 133H41V131H40ZM44 133H42V134L44 135ZM159 133H160V132H159ZM164 133H165V137L167 138V137L169 136L167 133H169V132H167V133L164 132ZM174 133H175V132H173V134H174ZM201 133H202V132H201ZM1 134H0V135H1ZM157 134H158V133H157ZM203 134H205V132H203ZM167 135H168V136H167ZM205 135H206V134H205ZM11 136H12V137H11ZM25 136H27V135L25 134ZM29 136H30V135H28V138H29ZM199 136H198V137H199ZM157 137H160V135L157 136ZM196 137H193V138H195L196 141H197V139H198V141H197L196 143H194V141H193L194 139H193L191 144H193V143H194V144H193L192 146H196L197 143L200 141V139H199L198 137H197V138H196ZM0 138H1V136H0ZM28 138L26 137L25 139L27 140ZM161 138H163V137H161ZM200 138H201V137H200ZM13 139H12V140H13ZM23 139H24V138H23ZM23 139H22V140H23ZM31 139H34V138H32V136H31V138H29L28 140H31ZM8 140H9V139H8ZM12 140H11V141H12ZM19 140H18V141H19ZM26 140H25V141L23 140V142H24V143L22 144L23 146H25ZM28 140H27V142H28ZM159 140H160V138H159ZM161 140H162V139H161ZM166 140H167V139H166ZM230 140H229V144H230ZM32 141L34 142V145H35V141H34V140H31V141H29V142H32ZM164 141H165V139L163 140V142H164ZM167 141H168V140H167ZM169 141L171 142V140H169ZM169 141H168V142H169ZM208 141H209V142H210V141L212 142V140H208ZM9 142H10V140H9ZM13 142H17V141H14V140H13ZM29 142H28V144H29ZM33 142H32V144L30 143L31 146H30V144H29L27 148L30 149V147H31V149H33V148H32V147H34ZM165 142H166V141H165ZM165 142H164V143H165ZM170 142H169V143L166 142L164 145L162 144V145H163V146H162V150H165V149H166V148L164 147V146H166V145H167V147H170L171 145H168V144H171ZM206 142H207V141H206ZM206 142H205V145H206ZM211 142H210V143H211ZM161 143H162V142H161ZM199 143H200V142H199ZM208 144H209V143H208ZM208 144H207V145H208ZM207 145H206V147H207ZM209 145H212V144H209ZM209 145H208V146H209ZM213 145H212L210 148H212ZM224 145L226 146V148H225ZM26 146H27V144H26ZM29 146H30V147H29ZM163 147H164L165 149H163ZM207 148H209V147H207ZM167 149H168V148H167ZM167 149H166V150H167ZM223 156H225V154H224ZM223 156H222V159H223ZM228 158H229V157H228ZM211 159H212V160H211ZM240 159H243V158H240ZM219 160H220V159H219ZM230 160H232V159L230 158ZM230 160H229V159H224V161L221 160L222 162H221V161L219 162L221 168H222V167H226V168H227V167H229V166H232L233 163H232V165H231V164H230V163H231ZM214 161H215V160H214ZM212 163H213V162H212ZM219 163H218V164H219ZM210 164H211V163H210ZM212 165H213V164H211V166H212ZM9 173H10V172H9ZM26 207H28V206H26ZM29 207H30V206H29ZM29 207H28L27 209H26V208H25V209L28 210V209H30Z\"/></svg>",
	"mask_w": 264,
	"mask_h": 264
}]
</instances>
